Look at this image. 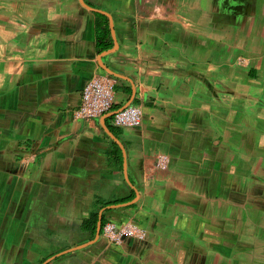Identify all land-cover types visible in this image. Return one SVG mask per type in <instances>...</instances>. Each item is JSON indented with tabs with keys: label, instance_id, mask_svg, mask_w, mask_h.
I'll return each instance as SVG.
<instances>
[{
	"label": "crops",
	"instance_id": "0c3cea01",
	"mask_svg": "<svg viewBox=\"0 0 264 264\" xmlns=\"http://www.w3.org/2000/svg\"><path fill=\"white\" fill-rule=\"evenodd\" d=\"M0 264H264V0H0Z\"/></svg>",
	"mask_w": 264,
	"mask_h": 264
},
{
	"label": "built area",
	"instance_id": "2783aa9c",
	"mask_svg": "<svg viewBox=\"0 0 264 264\" xmlns=\"http://www.w3.org/2000/svg\"><path fill=\"white\" fill-rule=\"evenodd\" d=\"M114 81L103 74L95 73L85 83L82 103L76 109L77 117H100L114 110ZM142 109L136 104H129L111 118L118 126L137 125L142 121ZM103 234L113 243H121L126 237H143L144 231L134 221L123 223L108 222L103 227Z\"/></svg>",
	"mask_w": 264,
	"mask_h": 264
},
{
	"label": "water",
	"instance_id": "95a60500",
	"mask_svg": "<svg viewBox=\"0 0 264 264\" xmlns=\"http://www.w3.org/2000/svg\"><path fill=\"white\" fill-rule=\"evenodd\" d=\"M96 10H98V11H100V12H103V13H106L107 14V12H105V11H103V10H100V9H96ZM109 15V14H108ZM110 16V15H109ZM111 17V16H110ZM114 49H112L111 51H113ZM107 52H109V51H107ZM131 103V101L130 102H128V103H126L124 106H122V107H120V108H118V109H114V110H112V111H110V112H108V113H105V114H103V116H102V121H104V119L105 118H107V117H110V116H113L115 113H117V112H119V111H121V110H123L126 106H128L129 104ZM105 127H106V129H107V131H108V133L123 147V144L120 142V140L117 138V136L107 127V125H105ZM130 202H132V201H130ZM129 203V202H128ZM123 204H127V203H123ZM100 230H101V220L100 221H98V225H97V234H99L100 233Z\"/></svg>",
	"mask_w": 264,
	"mask_h": 264
},
{
	"label": "clouds",
	"instance_id": "9594fccd",
	"mask_svg": "<svg viewBox=\"0 0 264 264\" xmlns=\"http://www.w3.org/2000/svg\"><path fill=\"white\" fill-rule=\"evenodd\" d=\"M110 117H112V116H110Z\"/></svg>",
	"mask_w": 264,
	"mask_h": 264
}]
</instances>
